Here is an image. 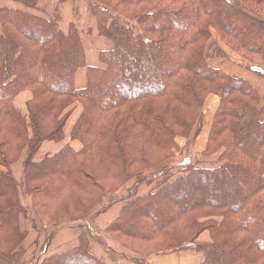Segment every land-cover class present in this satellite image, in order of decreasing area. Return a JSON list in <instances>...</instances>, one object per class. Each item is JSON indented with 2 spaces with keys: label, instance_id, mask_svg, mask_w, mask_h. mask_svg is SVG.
Listing matches in <instances>:
<instances>
[{
  "label": "trees",
  "instance_id": "obj_1",
  "mask_svg": "<svg viewBox=\"0 0 264 264\" xmlns=\"http://www.w3.org/2000/svg\"><path fill=\"white\" fill-rule=\"evenodd\" d=\"M41 1L0 9V264H19L25 252L23 196L43 226V215L67 224L124 203L99 242L135 264L181 252L202 256L197 264H264V108L246 79L212 65L227 56L211 32L256 59L258 68L244 67L264 79V0H84L94 32L113 48L99 54L101 67L87 68L82 90L75 87L86 67L80 31L75 23L62 29L68 0L51 9ZM25 91L32 99L23 113L15 100ZM210 95L220 102L206 152L224 149L221 165L187 158L178 172L147 181L144 172L170 159L176 138L201 122ZM76 103L82 112L70 142L82 148L68 143L37 161L45 142L66 140ZM22 156L18 182L12 168ZM143 184L153 187L140 194ZM64 200L78 207L55 218L50 210ZM77 227L75 248L39 264H105L90 250L96 236ZM204 232L209 242L199 241Z\"/></svg>",
  "mask_w": 264,
  "mask_h": 264
},
{
  "label": "crops",
  "instance_id": "obj_2",
  "mask_svg": "<svg viewBox=\"0 0 264 264\" xmlns=\"http://www.w3.org/2000/svg\"><path fill=\"white\" fill-rule=\"evenodd\" d=\"M43 2L44 0L41 1L40 5H42ZM1 8H11V9L23 10L25 7L15 3L14 0H0V9ZM60 9H61L62 18H63L62 29L64 31H67L69 28V25L71 23H75L80 31L81 39H82L83 46L85 49L86 67L78 70L75 76V87L78 90H82L87 85V68L101 67V64L99 62V54L104 51H110L113 48V44L110 40L106 38H99L96 32H94L93 28L95 25V21L91 19L90 17L89 8H88V4L86 1L68 0L66 3L61 5ZM35 13L37 15H41L38 12H35ZM1 36H2V26L0 23V38ZM219 64L221 65L220 67H219ZM212 65L214 67H217L223 70L224 72L228 74H232L236 77L246 79L255 89H257L261 97V105L264 108V79L257 77L253 73H250V71L242 69L240 66L234 65V63H231L229 59L226 60L225 58H223V59L212 60ZM31 99H32L31 92L25 91L16 98L15 105L23 113H26L27 112V107H26L27 102L30 101ZM209 99H210V102L212 103L210 107L213 110V114H214L216 110L218 109L220 100L216 96H212ZM73 109H74V112L72 116L69 118L66 124V127H65L66 140L62 143L45 142L40 152L38 153L37 161H41L45 157H51L57 154L68 143H70L71 146L75 150H80L82 148V145L80 142L78 141L70 142V133L82 112L81 105L77 103L74 105ZM262 118L264 119V114ZM208 132H209V129L206 132V134L202 132L201 136L198 135L201 139L203 138L201 145L200 146L196 145V147L198 148L200 147L201 152L205 148V143H207ZM221 154L222 152L215 155L214 156L216 157L215 159L219 160ZM24 160H25V156H22V158L19 160L17 165H14L12 168L14 176L18 180V182L22 181ZM135 184H136V180H132L131 182L127 183L124 186V188L120 191L119 195L122 197H125L126 195H128L129 191L135 186ZM146 187H148L146 184L141 185L139 191L143 190V188H146ZM147 191L148 190H145L142 193H146ZM22 203L25 207H27L28 210L30 209V207L32 209V202L29 197L23 196ZM123 206H124V203H118L114 205L111 209H109L108 211L101 213V214H97V210H95V212H93L94 213L93 215L91 214L87 218L81 219L82 223L80 225H83L85 227V230H93L92 226L95 229V231H92V233L93 235L96 236V239L91 240L90 250L92 254H94L96 257L101 259L105 264H135L125 257H122L118 254L106 251L103 245L100 244L99 242L100 240H102L101 238H103V235L105 234L104 232H105L106 227L109 226L112 222H114L118 218ZM36 220L39 221L36 218L34 220L32 218L28 220H26V218H23L21 221V224L24 228L23 230L28 232V237L25 241L24 246H27V244H29L30 238H32L34 236V233H36V231L33 232L32 230H47V228L49 227L47 225L43 226L40 223V221H39L40 226L38 227V223L36 222ZM49 229L53 230L52 232L53 236H51L50 245L47 247V250H46V253H48V256L66 252L72 248H75L78 245V237L80 235L81 230L77 226L73 227L72 225L57 224V225H53ZM209 236L210 235L208 232H204L200 236L199 241L209 242V238H210ZM37 237H38V234H37ZM38 238H41V237H38ZM43 245H41V247ZM41 247L39 246V248ZM115 249L118 250L120 253L122 252L117 247ZM31 253L32 252H30L29 254ZM193 255H196V254L189 253V252H181V253H175L173 255H167V256H156V257H152L145 264H197L202 261V256L200 255L193 256ZM27 259L28 258H25L23 260V262H26V264H27Z\"/></svg>",
  "mask_w": 264,
  "mask_h": 264
},
{
  "label": "rangeland",
  "instance_id": "obj_3",
  "mask_svg": "<svg viewBox=\"0 0 264 264\" xmlns=\"http://www.w3.org/2000/svg\"><path fill=\"white\" fill-rule=\"evenodd\" d=\"M56 2H57V0H44L42 5L48 7V9H51V7H55V5L57 4ZM211 32H212L213 40L216 41V43L220 46V48H222L223 51L226 53V56H227L225 58L226 60L229 59V61L231 63H234V65L240 66L242 69H245V70H246V68L244 67V65L248 66V67H251V68H258L259 67L258 66L259 62L256 59H253V60H252V58L246 59L242 52H240V53L239 52H235L232 49V47L229 45V43L225 42V40L220 37V35L218 34V32L216 30H212ZM221 59H223V58H221ZM220 66L221 65L219 64V67ZM138 92H139V90H135L134 91V93H138ZM212 96H214V95H210L206 99V101L204 103V107H203V118H202L201 122L198 124V126H196L193 129L191 135L188 138H182V137L176 138L177 148L174 149L171 158L166 160L165 162L161 163L160 165H158L154 169L144 172L143 176L144 177L146 176V178H147L146 180L147 181H150L152 179H157L158 176H160V174L163 173L168 168H172V170L170 172H172V171H174V172L177 171L178 172L179 170H181V168H183V162L187 158H190L192 160V162H196V160L199 161L201 167L214 168V167H217V166L221 165L220 160H216L215 159L216 157H214V156L219 154L220 152L223 153L224 149H221V151H219L218 153L213 154V155H209L206 152L207 145H208V139H209V133H210L211 126H212V123H213V120H214V116H215V113H216L215 112L213 114V110L210 107V105L212 103L210 102L209 98H211ZM208 129H209V132H208L207 143H205V148L201 152L200 147L198 148V147H196V145H199V146L201 145V143L203 141V138L201 139L199 136L202 135V132L204 134H206ZM198 138H200V139H198ZM17 163L14 164V165H17ZM152 187L143 188V190H140L139 193L143 194L142 192H144L145 190H149ZM20 189H21V191L23 190L22 186H21ZM29 206H30V204H29ZM56 207L57 208H54V209L50 210V212L53 211V213H55L54 217L55 216L59 217V216L63 215V213L65 211L72 210L73 208H76L78 206L74 205L73 202H71V201L64 200L62 203H60ZM95 210H99V207H96ZM93 212H95V211H93ZM93 212H92V215L94 214ZM49 216L43 215L44 223L47 226H49L47 228V230H32L33 232L36 231V233L38 234V237H41V238H38L37 234L34 233V236L32 238H30V240H29V244H27V246H24L26 249H25V252H24L19 264H26V262H23V260L25 258H28L27 259V264H39L41 258H44V257L48 256V253L46 254V249H47V247L50 244L51 236H53V234H52L53 230H50L49 228L52 227V225L54 224V223H52V222H50L48 220ZM31 218L33 220L35 218L38 219V217L36 216L34 210H32L31 207H30V209H29V217L26 220L31 219ZM68 218H70V217H67L66 219H68ZM36 222L38 223V227H39L40 226L39 221L36 220ZM81 223H82L81 220H74V221L69 222V223H67L65 225H72L73 227H75V226L80 225ZM92 229L93 230H91V231H95L93 226H92ZM0 238H4L3 237V232H0ZM41 245H43V246L41 247ZM132 245L134 247H136V248H144V249L146 248L145 245L139 244V243L132 244ZM39 246L41 248H39ZM148 249H154V248H152V246H150V247H148ZM30 252H32V253L29 254ZM193 256H198V255H193Z\"/></svg>",
  "mask_w": 264,
  "mask_h": 264
}]
</instances>
